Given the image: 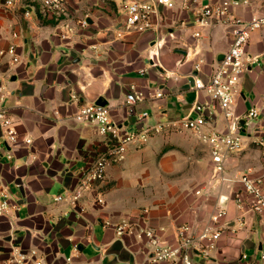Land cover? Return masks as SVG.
<instances>
[{"label": "crops", "instance_id": "crops-1", "mask_svg": "<svg viewBox=\"0 0 264 264\" xmlns=\"http://www.w3.org/2000/svg\"><path fill=\"white\" fill-rule=\"evenodd\" d=\"M67 1L76 18L89 21L72 39H62L55 24L39 14L26 18L10 13L0 3V42L6 45L14 30L21 33L20 63L10 69L8 62L0 59L1 70L11 74L13 93L7 103L21 138L28 135L33 139L28 146L21 141L13 158L0 155V200H7L11 208L6 216L0 215V264L13 245L37 248L53 264H64L70 255L76 264H165L148 260L145 241L133 235L118 237L115 223L146 216L162 239L173 242L178 225L205 220L210 211L200 219L197 204L189 195L179 212L153 207L148 214L132 217L138 209L128 190L138 182H132L128 172L134 160L158 154L164 141L184 143L194 150V159H200L205 149L210 164L208 147L191 131L153 135L144 145L132 146L125 161L109 168L107 182L70 207L56 203L54 196L73 188L81 168L105 147L96 125L77 121L74 114L80 103L102 99L114 119L131 126L182 116L195 100L193 75L207 77L213 72L229 49L233 32L223 23L197 24L199 8L211 0L188 5L175 0L174 7L160 5L158 29L123 37L118 36L117 28L124 19L125 0ZM240 1L233 10L237 17L248 20L264 13V0ZM247 51L258 55L259 61L242 75L236 111L243 115L252 106L260 109L257 123L264 133V28L251 33ZM132 86L147 95L157 86L164 89L163 97H148L138 106V111L150 114L142 121L126 114V94ZM72 92L79 96L78 102H70ZM215 125L224 129L223 117ZM190 140H195V145ZM251 165H260L259 151L253 147L229 163L232 172ZM98 195L104 198L103 203L95 202ZM228 216L233 230L224 232L209 258L195 255L194 264H264V223L250 214L247 224L241 225L233 204Z\"/></svg>", "mask_w": 264, "mask_h": 264}, {"label": "built area", "instance_id": "built-area-1", "mask_svg": "<svg viewBox=\"0 0 264 264\" xmlns=\"http://www.w3.org/2000/svg\"><path fill=\"white\" fill-rule=\"evenodd\" d=\"M191 2L196 0H184L185 5ZM0 3L10 13L21 14L26 18L39 14L44 19L51 20L62 39L76 37L81 28L89 25L87 17L76 18L67 0H0ZM240 3V0H211L199 8L196 22L200 27L223 23L231 28L234 39L211 74L207 77L193 75L191 90L195 92V100L187 113L131 126L114 119L108 105L94 101L80 103L74 114L77 121L96 125L97 132L105 138V147L81 168L77 184L73 188L54 196L56 203H64L70 207L77 206L85 195L93 194L101 183L107 182L109 168L122 162L132 146L144 145L153 135L191 131L200 143L208 147L210 176L195 191L196 195H210L212 192L216 194L214 208L207 219L178 225L173 242L162 239L159 230L147 222L146 216L125 218L114 225L118 237L133 235L145 241L147 258L153 263L194 264L195 255L209 258L219 246L224 232L233 230L228 216L230 204L239 212L238 221L241 225L247 224L250 214L264 223V133L257 123L261 111L256 106L250 107L243 115L236 111L242 75L249 66L259 61L258 55L248 54L247 47L251 33L264 28V13L248 20L241 19L233 13L234 7ZM123 4L124 19L117 28L119 37L158 29L159 6L174 7L175 0H125ZM20 40V31L14 30L6 45L0 42V59H5L10 69L21 61L18 51ZM150 59L152 65L157 64L153 57ZM195 69L200 70L198 66ZM10 79L11 74H6L0 68V155L7 158L15 157V148L21 141L27 146L33 141L28 135L21 138L11 107L7 103L13 93L9 87ZM164 95V89L158 86L148 95L132 86L125 99L127 116H135L142 121L150 114L146 110L138 111V106L148 97L158 99ZM74 101L78 102L79 96L72 92L70 102ZM219 117H223L225 121L224 129L215 125ZM248 147L259 151V167L251 165L244 170L232 172L230 160ZM95 202L103 203L102 195H98ZM10 209L7 200H0V215L6 216ZM11 226L14 228V219ZM243 256L248 257L247 254ZM2 264L53 263L37 248L25 250L13 245L9 257ZM64 264L76 263L70 255L66 257Z\"/></svg>", "mask_w": 264, "mask_h": 264}, {"label": "rangeland", "instance_id": "rangeland-1", "mask_svg": "<svg viewBox=\"0 0 264 264\" xmlns=\"http://www.w3.org/2000/svg\"><path fill=\"white\" fill-rule=\"evenodd\" d=\"M4 72L7 74L5 70ZM192 141L195 140H190L195 145ZM161 144L158 154L146 159L139 157L134 160L128 172V178L132 182H138L128 190L138 209L137 214L132 217L145 212L148 214L153 207H170L179 212V207L186 203L187 196L192 195L198 207L197 216L202 219L205 213L213 210L216 197L215 192L210 195L195 194L196 189L204 185L210 174L207 151L202 150V157L194 159V150L180 141H164ZM196 145L198 148L199 144ZM156 168L159 170L158 174Z\"/></svg>", "mask_w": 264, "mask_h": 264}, {"label": "water", "instance_id": "water-1", "mask_svg": "<svg viewBox=\"0 0 264 264\" xmlns=\"http://www.w3.org/2000/svg\"><path fill=\"white\" fill-rule=\"evenodd\" d=\"M97 103L106 104L105 101H102V99H98Z\"/></svg>", "mask_w": 264, "mask_h": 264}, {"label": "trees", "instance_id": "trees-1", "mask_svg": "<svg viewBox=\"0 0 264 264\" xmlns=\"http://www.w3.org/2000/svg\"><path fill=\"white\" fill-rule=\"evenodd\" d=\"M46 22H51V20L45 19Z\"/></svg>", "mask_w": 264, "mask_h": 264}]
</instances>
